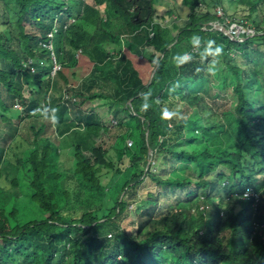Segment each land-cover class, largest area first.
<instances>
[{"label": "trees", "instance_id": "obj_1", "mask_svg": "<svg viewBox=\"0 0 264 264\" xmlns=\"http://www.w3.org/2000/svg\"><path fill=\"white\" fill-rule=\"evenodd\" d=\"M188 1L166 0L170 39L155 0H0V264H264V0ZM216 6L253 34L214 29ZM122 36L160 56L112 55Z\"/></svg>", "mask_w": 264, "mask_h": 264}, {"label": "rangeland", "instance_id": "obj_2", "mask_svg": "<svg viewBox=\"0 0 264 264\" xmlns=\"http://www.w3.org/2000/svg\"><path fill=\"white\" fill-rule=\"evenodd\" d=\"M175 1V0H173ZM180 1V0H177V2ZM156 2V5H155V8H156V11H159L160 14L164 13V14H167V16H165L166 18L164 20L161 21L162 23V29H163V32L165 35H167L170 39H173L174 36L177 34V32L179 31V29L181 27H183V25L185 24V22L181 19H178L176 17V15H173L172 12L169 13V10L170 8H172V10L174 9H181L182 6L180 7L179 4L177 5H174V4H171L170 7L167 6L166 4V0H155ZM169 2V1H168ZM185 4H186V7L183 9V16L186 17V15L188 14V8H189V1L188 0H184ZM183 4V2H181ZM180 3V4H181ZM219 6H216L214 11L216 13V16L218 15V10H219ZM169 9V10H168ZM233 23H230L228 24V26H232ZM248 28L246 27V33L249 34V31H251V29L253 30L254 29V26L253 24L251 23V21H248V24H247ZM122 26V23L120 21H114L112 24H111V31L112 32H116L117 29H119L120 27ZM227 28V27H226ZM250 34H253V33H250ZM116 42L114 43L117 47L120 46H123L125 48H130L133 52L135 51L137 56L139 58H148L152 55H155L157 58L158 56H160V53H157L156 51H154V49L152 47H147V48H144V49H137L135 48L134 46H132L131 44H129L128 42H124V38H120L119 40H115ZM187 56V55H186ZM185 57V56H184ZM237 60L240 64H242L241 62V57H237ZM104 102V101H102ZM18 108H20V105H17ZM97 111L99 112L100 116H102L103 120L104 121H109L110 117L109 115H107V106L105 107H102V108H97ZM203 113V112H202ZM205 114V112H204ZM22 128L20 129V135L17 136V138L15 140H11V138L9 137L8 134H5L4 137L1 139V145L5 146L6 149H7V158H9V160L14 163L16 160V155H14V153L18 152L19 150H21V148H23L25 146V142H24V139L25 138H28V136H32L31 135V131L28 130V121H25L24 123H22ZM85 134V133H84ZM76 138H81L82 137V129L79 130V132L75 135ZM86 139L84 140L83 144L86 145V144H92L93 143V138L90 137L89 135H86ZM26 140V139H25ZM77 140V139H75ZM80 141V140H78ZM69 148L66 146L63 147L62 149V153H61V156H60V160H65L64 156H69ZM110 155L113 157L114 155H116V150H112L110 149ZM24 160L26 159V153L24 155ZM115 161V159H114ZM20 174L21 175H18L19 176V192H20V197L18 198L17 200V204H18V207L20 209V215L22 217V220H28L30 218H35L37 216H35V210L38 212L39 211V208H37L36 206L33 208L32 205H31V201L27 198V185H28V181L25 179V175L23 173V171H20ZM112 171L111 170H108V169H103L102 172L99 174L100 175V180H101V183L103 185H108L109 182H110V179L112 178ZM112 180V179H111ZM188 189H182V190H178V191H173L174 192V195L171 196V197H167V198H164L162 200V203H161V206H162V209H165L166 206L168 204H174L176 202V200L179 198V199H184L186 198V192H187ZM222 191L225 193V189H222ZM221 191V192H222ZM166 192V191H164ZM177 192V193H176ZM222 192V194H223ZM37 208V209H35ZM130 208H133V205L130 206Z\"/></svg>", "mask_w": 264, "mask_h": 264}, {"label": "built area", "instance_id": "obj_3", "mask_svg": "<svg viewBox=\"0 0 264 264\" xmlns=\"http://www.w3.org/2000/svg\"><path fill=\"white\" fill-rule=\"evenodd\" d=\"M217 16H218L219 18H221L222 21H221V22H216V23H220V24H222L223 26L227 27V28L229 29V31L231 32V34H233L235 37H237V38L240 39L242 33H246V28H243L241 25H239V24H237V23H235V22H233V24H232L231 27L228 26V24L231 23V22H230V19H229L228 17H225V16H224V14H223L221 8H219V10H218V15H217ZM250 33H253V30H252V29H251V31H249V34H250ZM53 35H54L53 32H49V33L47 34V37L49 38L48 42H44V43L42 44V46H43L45 49L50 50V51L53 50V44H52V42H51L52 38L54 37ZM52 55H54L53 52H52ZM78 55H79V53L76 54V58L78 57ZM53 62H54V66H53V68H52V74H54L56 71H58V70L60 69V67H61V66L55 61L54 56H53ZM127 143H128V145L132 144L131 141H128Z\"/></svg>", "mask_w": 264, "mask_h": 264}, {"label": "crops", "instance_id": "obj_4", "mask_svg": "<svg viewBox=\"0 0 264 264\" xmlns=\"http://www.w3.org/2000/svg\"><path fill=\"white\" fill-rule=\"evenodd\" d=\"M183 20H185V19H183ZM122 38H124V42H127V40H126V36H122ZM114 42H116V41H114ZM129 44H131V43H129ZM132 45V44H131ZM107 46L109 47L108 48V50H109V52L112 54V55H114V56H116V55H119V52H122L123 50H125V49H128V50H130L132 53H134V54H136V52L134 51H132L130 48H125V47H123V46H120L119 45V47H117L114 43H113V40H112V42H109V43H107ZM132 46H134L135 48H137V49H144V48H140V47H138V46H136V45H132ZM145 48H147V47H145ZM147 57V56H146Z\"/></svg>", "mask_w": 264, "mask_h": 264}, {"label": "water", "instance_id": "obj_5", "mask_svg": "<svg viewBox=\"0 0 264 264\" xmlns=\"http://www.w3.org/2000/svg\"><path fill=\"white\" fill-rule=\"evenodd\" d=\"M213 28L218 30V31H221L223 34H225L227 37H229L231 40L235 41V40H239L237 37H235L233 34H231V32L229 31L228 28H226L225 26H223L222 24L220 23H214L213 24ZM245 39V38H244ZM242 38H240V41L244 40ZM155 70L156 68L154 69V71L152 72V75H151V78H150V81H149V84L151 83V79L155 73ZM129 103L131 104V100L129 101ZM149 154H151V150L149 149Z\"/></svg>", "mask_w": 264, "mask_h": 264}, {"label": "clouds", "instance_id": "obj_6", "mask_svg": "<svg viewBox=\"0 0 264 264\" xmlns=\"http://www.w3.org/2000/svg\"><path fill=\"white\" fill-rule=\"evenodd\" d=\"M199 37H193V40H192V42L194 43V44H199ZM212 42L211 41H209V44H211ZM214 52L216 53V54H219L220 52H221V48L219 47V46H217L215 49H214ZM184 59L186 60V59H189V57L188 56H185L184 57ZM174 90V89H173ZM149 107V105L147 104V103H144V105H143V108L146 110L147 108Z\"/></svg>", "mask_w": 264, "mask_h": 264}]
</instances>
